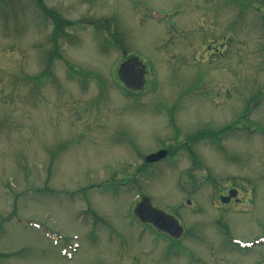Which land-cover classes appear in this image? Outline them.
Masks as SVG:
<instances>
[{"label":"rangeland","instance_id":"1","mask_svg":"<svg viewBox=\"0 0 264 264\" xmlns=\"http://www.w3.org/2000/svg\"><path fill=\"white\" fill-rule=\"evenodd\" d=\"M263 233L264 0H0V264H259L230 238Z\"/></svg>","mask_w":264,"mask_h":264},{"label":"water","instance_id":"2","mask_svg":"<svg viewBox=\"0 0 264 264\" xmlns=\"http://www.w3.org/2000/svg\"><path fill=\"white\" fill-rule=\"evenodd\" d=\"M127 56V53H124ZM147 74L146 65L137 57H129L119 67V76L124 85L133 91H140L144 88ZM168 155L167 150H160L146 157L149 163L160 161ZM238 195L237 189H232L229 196L221 197L223 203H227L231 198ZM191 201H188L190 204ZM135 214L142 222L151 223L158 230L168 233L171 237L179 239L184 233V228L179 221L170 214L155 208L150 197H143L134 209Z\"/></svg>","mask_w":264,"mask_h":264},{"label":"flooded vegetation","instance_id":"3","mask_svg":"<svg viewBox=\"0 0 264 264\" xmlns=\"http://www.w3.org/2000/svg\"><path fill=\"white\" fill-rule=\"evenodd\" d=\"M231 200H232V199H231ZM231 200H230L229 202H227V203H230ZM262 237H264V233L258 235L255 239H253V240H251V241H253L252 243L257 244L256 240H257V239H258V240H261ZM257 245H258V244H257ZM259 264H264V257L261 256V257L259 258Z\"/></svg>","mask_w":264,"mask_h":264}]
</instances>
